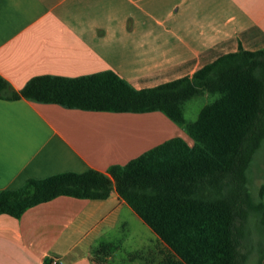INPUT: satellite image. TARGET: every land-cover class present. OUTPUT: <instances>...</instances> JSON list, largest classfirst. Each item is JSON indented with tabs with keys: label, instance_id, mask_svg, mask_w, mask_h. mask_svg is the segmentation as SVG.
<instances>
[{
	"label": "crops",
	"instance_id": "crops-1",
	"mask_svg": "<svg viewBox=\"0 0 264 264\" xmlns=\"http://www.w3.org/2000/svg\"><path fill=\"white\" fill-rule=\"evenodd\" d=\"M264 45V0H0V76L21 90L40 75L112 70L134 88L192 76L222 46ZM164 112H104L0 98V193L30 179L107 172L165 141H195ZM187 136L188 139H187ZM129 206L60 196L0 215V264H110L98 253ZM130 207V206H129ZM131 208V207H130ZM132 209V208H131Z\"/></svg>",
	"mask_w": 264,
	"mask_h": 264
},
{
	"label": "trees",
	"instance_id": "trees-1",
	"mask_svg": "<svg viewBox=\"0 0 264 264\" xmlns=\"http://www.w3.org/2000/svg\"><path fill=\"white\" fill-rule=\"evenodd\" d=\"M201 59L192 76L139 90L112 70L35 76L21 90L0 76V98L99 112L161 111L181 125L186 102L218 95L186 125L193 146L175 137L107 172L30 179L0 193V215L19 219L60 196L106 200L116 190L167 246L168 264H247L253 251L264 264V201L255 202L248 173L264 140V45L251 50L240 43L228 51L218 46ZM252 218L259 238L247 246Z\"/></svg>",
	"mask_w": 264,
	"mask_h": 264
},
{
	"label": "rangeland",
	"instance_id": "rangeland-1",
	"mask_svg": "<svg viewBox=\"0 0 264 264\" xmlns=\"http://www.w3.org/2000/svg\"><path fill=\"white\" fill-rule=\"evenodd\" d=\"M217 98L216 94L206 93L186 102L184 106L186 125L195 122L204 106L213 103ZM186 125L178 126L188 134ZM248 173L249 188L255 202L264 201V140L255 154ZM247 235V246H253L255 242H258L259 233L253 218L249 222ZM110 236L116 244L114 249L105 247L98 253L100 262L104 261L107 253L111 254L113 251L114 257L110 264H168L166 257L170 252L167 246L129 206L123 209L121 221ZM258 255L257 251H253L247 264H258Z\"/></svg>",
	"mask_w": 264,
	"mask_h": 264
},
{
	"label": "built area",
	"instance_id": "built-area-1",
	"mask_svg": "<svg viewBox=\"0 0 264 264\" xmlns=\"http://www.w3.org/2000/svg\"><path fill=\"white\" fill-rule=\"evenodd\" d=\"M52 264H62L58 258H53Z\"/></svg>",
	"mask_w": 264,
	"mask_h": 264
}]
</instances>
